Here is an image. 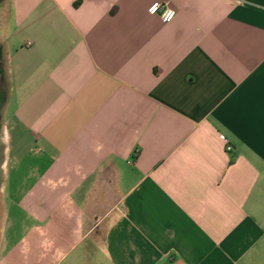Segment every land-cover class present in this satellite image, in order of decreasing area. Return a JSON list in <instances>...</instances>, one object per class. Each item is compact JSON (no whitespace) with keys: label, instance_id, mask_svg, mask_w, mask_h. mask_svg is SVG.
I'll return each mask as SVG.
<instances>
[{"label":"crops","instance_id":"obj_1","mask_svg":"<svg viewBox=\"0 0 264 264\" xmlns=\"http://www.w3.org/2000/svg\"><path fill=\"white\" fill-rule=\"evenodd\" d=\"M0 264H264V0H0Z\"/></svg>","mask_w":264,"mask_h":264},{"label":"built area","instance_id":"obj_2","mask_svg":"<svg viewBox=\"0 0 264 264\" xmlns=\"http://www.w3.org/2000/svg\"><path fill=\"white\" fill-rule=\"evenodd\" d=\"M147 13L150 15H154L160 19L161 22L167 23L169 21H172L174 17V11L167 7L165 3H158V2H152L148 8ZM231 149L230 146L226 147V151H229Z\"/></svg>","mask_w":264,"mask_h":264},{"label":"rangeland","instance_id":"obj_3","mask_svg":"<svg viewBox=\"0 0 264 264\" xmlns=\"http://www.w3.org/2000/svg\"><path fill=\"white\" fill-rule=\"evenodd\" d=\"M13 239V238H12ZM14 240V239H13Z\"/></svg>","mask_w":264,"mask_h":264}]
</instances>
